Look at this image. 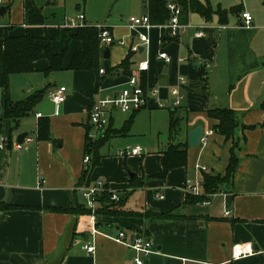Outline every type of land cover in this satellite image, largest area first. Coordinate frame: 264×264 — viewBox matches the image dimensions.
<instances>
[{
  "label": "crops",
  "instance_id": "0c3cea01",
  "mask_svg": "<svg viewBox=\"0 0 264 264\" xmlns=\"http://www.w3.org/2000/svg\"><path fill=\"white\" fill-rule=\"evenodd\" d=\"M30 1L41 8L42 24L27 22L26 0H1L0 6L10 8L0 16V55L7 35L30 34L54 52H62L66 46L67 50L58 71H49L51 62L43 58L34 62L33 71L10 76L14 101L45 89L33 111L18 122L7 117L6 93L0 87V141L5 140L0 149V203L21 206L0 211V264H137L135 251L108 237L120 231L128 238L141 234L154 240L157 253L140 255L143 264H264V0H207L215 11L211 20L191 13V26L176 36L169 27L155 24L149 44L141 43L128 28L131 16L148 13L146 0L143 14L108 25L116 39L127 42L124 46H101L111 72L69 68L82 43L72 38L67 44L68 34H75L77 28L64 27L65 21L83 13V22L91 26L78 0ZM244 11L253 16L249 27L241 25ZM199 30L204 33L201 37L196 36ZM132 44L140 46L138 53L129 51ZM162 50L171 56L170 63L158 58ZM128 58L129 67H122ZM143 60H148L150 67L140 72L138 63ZM135 75L144 86H156L158 95L142 110L112 111L108 129L120 131L133 119L131 127L125 134L113 133L101 146L98 165L85 164L92 104ZM180 76L186 78L181 86L184 98L175 106L170 89ZM63 86L66 100L56 106L51 93ZM160 103L166 106L160 107ZM224 107L235 111L241 124L236 130L238 168L233 178L209 197V204L187 202L188 194L193 196L187 179L202 185L205 173H226L233 140L215 131L208 144H189L192 129L203 125L215 130L219 123L208 115V109ZM173 112L180 124L171 136ZM44 118L50 121V140L38 138ZM140 121L146 122L150 133L155 128L160 135L157 142L142 146L140 156H121V149L141 147ZM22 132H28L31 140L16 149L14 143ZM180 143L188 144L187 164L172 169L165 178L158 177L163 153L171 144ZM199 163L207 169H198ZM87 168L90 184L102 180L112 194L126 197L123 213H95L97 233L92 230V212L79 183ZM150 212H172L175 217L154 219ZM88 244L95 246L94 252L85 249ZM236 245L245 248L239 257H234Z\"/></svg>",
  "mask_w": 264,
  "mask_h": 264
},
{
  "label": "trees",
  "instance_id": "16d2710c",
  "mask_svg": "<svg viewBox=\"0 0 264 264\" xmlns=\"http://www.w3.org/2000/svg\"><path fill=\"white\" fill-rule=\"evenodd\" d=\"M84 2L86 0H83ZM175 2L181 8L180 20L182 23L189 21L191 13H199L211 20L215 11L205 0H147L148 15L153 24L166 23L171 12L168 9V3ZM26 13L27 22L29 24H42L45 20L41 8L30 1L26 0ZM222 13V11H220ZM78 39L82 43V47L77 48L69 63V68L72 70L80 69H98L104 68L105 71L111 72L113 69L109 66L108 59H103V48L100 44L99 30L95 26H83L76 29L75 34H68L67 44L70 40ZM66 48L62 52H54L52 47L47 44L43 45L35 37L30 34L22 36H5V50L0 55V87L4 88L6 93V115L12 118L16 122L20 118L33 111L36 103L43 97L45 89L41 90L38 94L27 97L26 99L14 101L10 96V76L14 73H28L34 70V62L39 59H48L51 62L49 71H58L62 68L63 60L66 55ZM122 67H129V58L121 64ZM264 109V101L262 103ZM208 115L214 119H217L219 123L215 126V131L222 134L226 140L235 139L236 130L241 125L235 111L231 108H210L208 109ZM133 123V119L128 121L127 127L120 131H113L108 129L106 134L99 140L92 141L88 134L85 145V155H93V162L91 167H94L100 163V148L111 137L113 133H127L129 127ZM180 124L179 118L175 115V112L171 115L169 132L170 135H174L177 127ZM264 126V123H263ZM90 127L88 128V132ZM87 132V133H88ZM38 138L50 140L52 139L50 131V121L48 118H44L40 121L38 127ZM187 147L188 144H171L169 148L163 153L162 169L157 175L158 177L165 178L169 171L172 169L184 166L187 164ZM240 148L239 142H233L231 149V157L227 166L226 173L224 175L211 173H205L204 181L202 184L201 195H189L187 196V202H200L205 199H209L212 194H215L220 185L230 181L235 174L238 165L239 158L236 154L237 149ZM89 172L90 168H87L81 177L80 185H89ZM112 193L105 190L99 193L96 197L97 206L96 214H121L122 205L126 201V197H121L118 201L112 199ZM19 205L8 204L5 202L0 203V211L12 210L20 208ZM46 209L51 211H62L77 213V208H57L47 207ZM91 211V209H90ZM149 216L154 219H171L174 218L172 212L167 213H155L150 212Z\"/></svg>",
  "mask_w": 264,
  "mask_h": 264
},
{
  "label": "built area",
  "instance_id": "2783aa9c",
  "mask_svg": "<svg viewBox=\"0 0 264 264\" xmlns=\"http://www.w3.org/2000/svg\"><path fill=\"white\" fill-rule=\"evenodd\" d=\"M1 2V0H0ZM168 9L171 12V16L169 20L160 25V28L169 27L172 31V35H179L182 31H184L187 27L191 26L189 22L182 23L180 20L181 8L175 2L168 3ZM243 19L241 25L249 27L253 23V16L250 12L244 11L241 14ZM85 15L80 13L75 18H69L65 21L64 27L66 28H79L86 26L83 22ZM156 25L151 22V19L148 14L144 16H131L128 21V28L132 32L137 34L138 39L141 43H150V31ZM95 27L99 30L100 44L110 45L114 43H118L119 45L124 46L127 42L125 39H116L113 30L110 26L98 24ZM204 33L202 30L196 32L197 37L203 36ZM140 46L138 44L130 45L129 51L132 53H138ZM158 58L162 60L164 63H170L172 58L166 51H160L158 54ZM185 58H180V61H184ZM150 64L148 60H143L138 63V70L140 72H144L149 70ZM104 70H101L103 73ZM186 83V78L184 76H180L178 78V84L176 86L171 87L170 94L174 100V105L179 106L184 98V94L181 91V86ZM158 88L156 86L146 87L140 81L139 76H132L121 88L115 91L113 94L103 95L95 101L89 112V125L90 130L88 132V136L92 141L99 140L101 137L105 135L107 132L110 116L112 111H121V112H136L146 108L149 105V102L152 98H156L158 95ZM66 87H60L59 89L53 91L51 93V98L53 102L58 106L59 104L65 102L66 100ZM160 107H165L164 103L159 104ZM38 117L42 116V113L37 114ZM215 134V130L212 128H208L204 130L203 137L201 139V143L206 145L210 142L212 136ZM30 137L25 138V142L30 141ZM22 143L15 142L14 147L16 149L22 148ZM5 147V140L0 141V149ZM119 154L123 157L134 156V155H142L143 148L140 146H135L133 148L121 149ZM85 164H92L93 155H85L84 156ZM198 169L205 171L207 168L203 164H197ZM186 186L188 191L193 195H201L202 193V185L199 181H193L191 179L186 180ZM80 189L83 193L84 198L86 199L87 206L91 209V225L94 233H97L96 229V217L95 212L97 208L96 197L99 193L107 190V186L104 181L97 180L96 182L89 185H81ZM163 197V196H162ZM112 199L118 201L120 197L116 194L112 195ZM204 204H209L210 200L205 199L203 201ZM227 215L230 214L229 211L226 212ZM116 242L122 243L125 246L129 247L133 251L136 252L137 256L135 257V262L137 264H143V259L140 255L149 256L151 254L157 253L155 248V242L152 238L146 237L141 234H135L131 238H128V235L125 231H120L117 236L110 237ZM85 249L92 253L95 251L94 245H86ZM235 255L234 257H239L241 253L245 250V248H241V246H234Z\"/></svg>",
  "mask_w": 264,
  "mask_h": 264
},
{
  "label": "rangeland",
  "instance_id": "374dc122",
  "mask_svg": "<svg viewBox=\"0 0 264 264\" xmlns=\"http://www.w3.org/2000/svg\"><path fill=\"white\" fill-rule=\"evenodd\" d=\"M78 2L81 3V12H85L88 23L91 26H95L97 23L112 26V24L116 22L123 21L125 17L141 15L146 11V0H86L85 2L78 0ZM73 11H76L75 8ZM78 13L80 12L77 10V14ZM169 109L170 108H160L159 110L168 111ZM138 129L143 131L141 134L142 140L139 142L141 147L156 143L158 136H160L155 132V128L151 129L154 130L151 131V133L148 132L149 129H147L145 121L143 123L140 121V124L138 123ZM237 140L238 138L236 139L235 135L234 142Z\"/></svg>",
  "mask_w": 264,
  "mask_h": 264
},
{
  "label": "water",
  "instance_id": "95a60500",
  "mask_svg": "<svg viewBox=\"0 0 264 264\" xmlns=\"http://www.w3.org/2000/svg\"><path fill=\"white\" fill-rule=\"evenodd\" d=\"M9 8H10V5L0 6V16H3L9 10ZM109 51H110L109 49L106 50V54H105L106 58L109 56ZM204 130H205L204 126L199 125L189 132V144L191 146H196V147L200 146L201 139H202L203 134H204ZM27 135H28V132L20 133L17 137L18 142L23 143L25 141V138L27 137Z\"/></svg>",
  "mask_w": 264,
  "mask_h": 264
}]
</instances>
